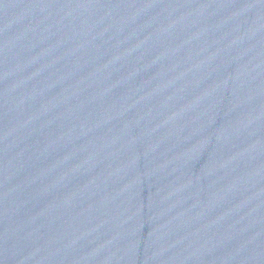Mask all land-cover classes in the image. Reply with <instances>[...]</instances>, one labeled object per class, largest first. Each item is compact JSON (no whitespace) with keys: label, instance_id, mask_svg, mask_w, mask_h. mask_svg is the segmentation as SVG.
I'll use <instances>...</instances> for the list:
<instances>
[{"label":"water","instance_id":"obj_1","mask_svg":"<svg viewBox=\"0 0 264 264\" xmlns=\"http://www.w3.org/2000/svg\"><path fill=\"white\" fill-rule=\"evenodd\" d=\"M0 264H132L62 128L1 31Z\"/></svg>","mask_w":264,"mask_h":264}]
</instances>
